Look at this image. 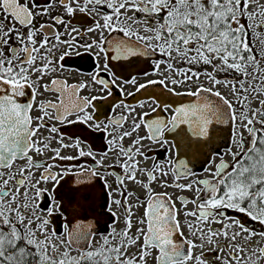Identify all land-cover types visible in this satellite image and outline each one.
I'll list each match as a JSON object with an SVG mask.
<instances>
[{"label": "snow or ice", "instance_id": "obj_1", "mask_svg": "<svg viewBox=\"0 0 264 264\" xmlns=\"http://www.w3.org/2000/svg\"><path fill=\"white\" fill-rule=\"evenodd\" d=\"M0 264H264V0H0Z\"/></svg>", "mask_w": 264, "mask_h": 264}, {"label": "flooded vegetation", "instance_id": "obj_2", "mask_svg": "<svg viewBox=\"0 0 264 264\" xmlns=\"http://www.w3.org/2000/svg\"><path fill=\"white\" fill-rule=\"evenodd\" d=\"M40 2L42 3L43 0H40ZM153 87H155V88H159L160 86H159V85H155V86H153ZM125 88H126V91H128V92H132V86H131V85L125 86ZM145 90H147V89H145ZM145 90H141V91L138 92V93H137V92H133V94H132L131 96H129V97H123V96H122L121 98L125 99L126 102H127L128 104H130V105H134V103H135V101H136L137 99H139V98H143V94H144V91H145ZM149 103H150V102H149ZM152 107H155V106L152 105ZM118 110H119V109H118ZM137 111H141V109L137 108ZM143 111L146 112V113L148 114L147 117H146L147 119H151V118L153 117V113H152L151 111H149V107H148V104H147V103H146V106H145V108L143 109ZM156 114H160V115H164V116L167 115V113L163 112L162 109H157V110H156ZM63 127H64L67 131L71 132V131H74V130H75V127H78V126L71 127V126H67V125H65V126H63ZM139 131H140V134H141V135H147V131H146V129L143 127V125L141 126V128H140ZM126 142H127V141H126ZM171 142H172V141H171V139H170V143H171ZM143 143L145 144L146 147H149V148H152V147H153V145L151 144V142L148 141V140L143 141ZM152 154H155V155H161V154H163L164 156H167V155H168V153H167L166 150L161 149V148H159V147H155L154 153H152ZM173 154L178 155V153L175 152V150H173ZM147 163H151V154L149 155V160L147 161ZM117 170H119V169H117ZM154 188H156V190H159V191H163V190H164V189L160 188V187L157 186V185H154ZM137 191H141V189L137 188ZM167 191L174 192V193L178 194L177 190H175V189H167ZM185 194L188 195V196H192V195H193V193H192L191 191H188V190H185ZM189 207H192V205H189ZM141 211H142V209H141ZM230 211H231V210H230ZM245 219L248 220V223H249L250 225L254 223V222H252L250 219H248V218H246V217H245ZM101 223H103V221H101ZM257 227H258V225H257Z\"/></svg>", "mask_w": 264, "mask_h": 264}, {"label": "water", "instance_id": "obj_3", "mask_svg": "<svg viewBox=\"0 0 264 264\" xmlns=\"http://www.w3.org/2000/svg\"><path fill=\"white\" fill-rule=\"evenodd\" d=\"M179 99L183 100V101H186L187 99H189V97L187 95H184L182 97H180ZM179 155V154H178Z\"/></svg>", "mask_w": 264, "mask_h": 264}]
</instances>
